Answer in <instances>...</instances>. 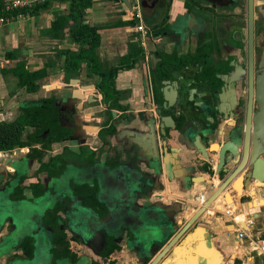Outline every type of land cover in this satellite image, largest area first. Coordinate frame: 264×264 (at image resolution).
<instances>
[{
	"label": "flooded vegetation",
	"instance_id": "flooded-vegetation-1",
	"mask_svg": "<svg viewBox=\"0 0 264 264\" xmlns=\"http://www.w3.org/2000/svg\"><path fill=\"white\" fill-rule=\"evenodd\" d=\"M175 2H181L180 13L171 15ZM147 6H141L144 42L128 15L134 32L128 62L116 67L100 62L103 73H112L111 79L99 76L94 82H65L62 89L52 88V95L49 92L32 105L44 112L40 126L23 132L27 146L0 152V167L11 186L2 187L16 215L5 221L1 264H152L176 236L157 264L170 256L181 264V203L168 212L174 224L160 219L167 214L148 208L156 215L154 227L163 231V239L159 247L154 243L139 253L134 218L110 203L121 197L112 195L109 186L114 176L109 174L126 154L123 149L136 144L128 134L136 129L147 135L150 155L171 164L177 185L181 172L189 171L179 153L181 145L189 144L181 129L193 123L199 127V121L203 129L221 134L224 140L230 132L241 134L243 140L247 132L253 133L258 109L255 77L264 51V0H153ZM168 19H174L176 33L170 32ZM154 34L160 36L154 39ZM119 67L137 70L140 82L118 89L114 75ZM87 75L94 77L88 71ZM74 93L84 95L81 109ZM160 115L173 125L179 140H174V156L165 153L164 143L170 139L162 138L153 122ZM198 141L206 146L202 136ZM212 145L217 143L206 147ZM131 160L127 156L125 164L136 170ZM159 173L154 188L147 192L141 188L136 197L163 203L172 195L162 170ZM137 175L139 180L142 174ZM141 254L153 255L143 259Z\"/></svg>",
	"mask_w": 264,
	"mask_h": 264
},
{
	"label": "crops",
	"instance_id": "crops-1",
	"mask_svg": "<svg viewBox=\"0 0 264 264\" xmlns=\"http://www.w3.org/2000/svg\"><path fill=\"white\" fill-rule=\"evenodd\" d=\"M46 4L45 8L39 9L38 12L32 14L26 12L22 18L13 20L0 28V122L16 120L23 115V108L32 107L42 98L48 97L52 88L62 89L65 82L97 81V77L91 78L87 75L85 63L80 64L77 73L63 69L66 53L79 50V46L66 34L70 25L67 17L70 3L47 0ZM180 5L181 2H175L170 14L180 13L178 12ZM123 14L120 0H92V6L86 11L84 17L83 24L96 28L100 36V43L96 49L98 61L109 66L116 67L127 59L131 54V45L134 43L132 23ZM61 17L65 18L66 22L63 29L58 30L55 24ZM53 27H56V30H53ZM19 65L28 72L42 74V77L36 81L38 88L35 92L29 93L24 88L18 87L14 70ZM114 77L117 88L121 90L130 87L132 82L141 80L140 73L128 67H119ZM13 80L16 87L10 89L9 82ZM127 100L132 101L131 98ZM75 104L81 109L84 103L75 102ZM88 111L91 114V108L86 107L85 112ZM214 148L217 149V147ZM181 163L185 164L189 170L194 163L196 165V161L192 164L185 158L181 159ZM0 168V186H3L8 180L4 176V167ZM187 173L188 171L181 172L182 178L179 185L176 180L169 183L172 195L166 196L167 199L162 201L165 205L170 204L172 208L178 209L179 202L183 207V199L192 198L198 192H206L209 197L210 192L208 193L206 189L208 185L195 184L190 187L184 185ZM194 174L195 178L200 177L197 180L207 179V176L196 168ZM235 182L236 180L232 182V185ZM214 184L217 186V179L214 180ZM190 202L192 203L191 199ZM191 207L197 208L192 204L181 211V221L188 220L193 215L195 210ZM200 222L209 229L210 237L215 241L213 244L228 257L233 256L229 264L264 263L262 257L249 247L251 240L258 241L264 238V184H247V188L240 197H236L233 191L226 190L204 214ZM239 232H244L246 237L237 238ZM2 234L5 233L2 232ZM3 259L4 257L0 259V264L4 262ZM126 261L125 259L124 262Z\"/></svg>",
	"mask_w": 264,
	"mask_h": 264
},
{
	"label": "water",
	"instance_id": "water-1",
	"mask_svg": "<svg viewBox=\"0 0 264 264\" xmlns=\"http://www.w3.org/2000/svg\"><path fill=\"white\" fill-rule=\"evenodd\" d=\"M120 1L124 13L123 15L128 18L131 11L132 0ZM167 25L171 33L175 32L174 29L176 26L174 24V19H168ZM154 35L156 36L154 39H157L160 36L158 34ZM259 67V71L256 73L255 77L257 84L256 102L258 104V109L254 117L253 133L247 132V134L244 135L243 140L241 134L236 135L233 132H230L225 134L224 140L221 134H216L208 129H203L199 121L197 122L199 127L193 123L188 126L187 129H181L184 140L189 143L188 145L180 146L179 153L181 154V158L187 159L192 164L196 161V165L194 163V166L186 174L184 185H187L188 187L195 184L208 185L207 192H210L209 197L206 195L199 207H191L192 210H195L193 215L190 216L188 220L184 219L181 221V264H229L230 261H232L233 256L231 255L228 257L213 244L215 241L210 237L209 229L203 226L200 220L226 190L233 191L236 197H240L247 188V184L256 182L264 184V51L259 62ZM75 81L77 82V80H72L71 83ZM82 89L86 90L85 87H82ZM72 97L77 102L84 101L83 94L74 93ZM142 121L143 119H139V122ZM153 122L156 124L157 129H159L161 137L170 139L169 142L164 143L163 147L165 148V153L174 156L177 149L173 144L179 142V140H176L175 132H173V125H167L165 123V118L162 115L153 118ZM139 131L140 130L136 129L135 134L133 135L128 133L129 136L135 138L136 144H134L132 149H123L126 154L124 155V153H122L121 157H118L119 160L117 166L113 169L114 171L112 174H109V176H114V184L110 185L109 189L112 191V195L121 197L117 200L112 199L110 203L118 208L120 207L124 216L127 215L130 219L131 217L134 218L135 222L133 223L137 225L136 231H138V234H136L135 237L137 240L136 246L139 253H145L146 249L148 250L151 248H148V245L153 247V244L156 243L157 247H159L162 244L161 240L163 239V231H157L154 227V224L157 221L156 215L152 213L153 210L149 211L148 208L151 207L154 209L155 207L156 210L167 214L162 218L160 217V219H168L167 221L170 224H174L175 221L171 216H168V212L172 213V207L170 204L165 205L160 202L157 203L154 199L151 200V198L136 197V194L140 192L141 188H143L145 192H147L148 189H153L155 182L154 176L158 174L160 175L159 172H161V170L167 182L171 183L174 181V171L172 170L170 163L166 164V162L163 159H160L159 156L153 157L150 155L151 149L147 146V135L143 136ZM200 136L206 140V146L213 143H217V146L212 145L207 148L202 143L200 144L198 141ZM241 139L243 140V143ZM214 147H217V149ZM173 149H175V151ZM126 155L132 157L130 163L134 165L133 168L136 170H131L132 168L126 166ZM146 155H148V161L144 162L143 157ZM195 168L198 171L200 170L206 173V176L209 179L202 178V180H197L198 178H195L194 174ZM139 172L142 176L138 180V178L135 177L138 176L137 173ZM215 179L218 180L217 186L214 184ZM234 180H236V182L240 180V183H238L237 186L232 185ZM4 185L6 187L10 186L9 183ZM194 196L195 194L193 197ZM193 197L183 199L184 206L181 207V211L192 205L190 199L192 201ZM135 198L138 199L136 200ZM147 202L150 203V205L142 204ZM13 206L15 205L8 201L5 191L2 189V186H0V259L5 256L4 252L6 251L3 242V240H5V234H2V232L5 233V221L9 217H16L12 209H10ZM141 209H145V211L142 212ZM110 211L111 210L109 209V215ZM169 228L170 227L168 226V229ZM149 236L150 238L148 239ZM177 239L178 236H176L169 245L163 248L154 258L152 264L159 263V260L169 248H171ZM176 248L178 247L175 246L171 250L170 255L175 253ZM157 249L158 248H156V250ZM154 253L155 251L153 254ZM152 255L143 256V254H141L138 256L144 259L145 256L151 258ZM160 264L177 263L174 262L170 256Z\"/></svg>",
	"mask_w": 264,
	"mask_h": 264
},
{
	"label": "trees",
	"instance_id": "trees-1",
	"mask_svg": "<svg viewBox=\"0 0 264 264\" xmlns=\"http://www.w3.org/2000/svg\"><path fill=\"white\" fill-rule=\"evenodd\" d=\"M61 1H68L70 3L67 15L70 20V25L66 34L73 43L79 46L78 52L66 53V61L64 62L63 69L77 73L80 64L85 63L89 75L111 79L112 73L102 72L101 63L96 56V49L100 43V36L97 34L96 28L83 24L86 11L92 6V0ZM46 5L45 3L35 6L29 13H36L39 9L45 8ZM65 22L66 19L61 17L57 24H55L57 29H63ZM53 28V30H56V27ZM130 58L131 55L127 57V59ZM124 61L128 62L126 59ZM124 61L122 62L124 63ZM14 73L18 79V87L24 88L29 93L37 90L36 81L42 77L40 72H28L22 65H19L14 70ZM43 112L38 107H25L23 108V115L16 120L12 122H0V152H9L15 148L27 146L28 143L22 141V134L26 127L40 126L38 122ZM48 118L44 120L48 122ZM31 137V141L34 142L36 138H34V135Z\"/></svg>",
	"mask_w": 264,
	"mask_h": 264
},
{
	"label": "built area",
	"instance_id": "built-area-1",
	"mask_svg": "<svg viewBox=\"0 0 264 264\" xmlns=\"http://www.w3.org/2000/svg\"><path fill=\"white\" fill-rule=\"evenodd\" d=\"M47 0H0V28L9 24L13 20L20 19L26 12L31 11L35 6L43 5ZM131 17L136 21V31L141 35V40L145 41L144 21L141 14V0L131 1ZM206 196V192L198 193L192 199V204L199 207ZM246 237L244 232H239L237 238ZM249 247L256 252L264 261V238L258 241L251 240ZM264 264V263H263Z\"/></svg>",
	"mask_w": 264,
	"mask_h": 264
},
{
	"label": "rangeland",
	"instance_id": "rangeland-1",
	"mask_svg": "<svg viewBox=\"0 0 264 264\" xmlns=\"http://www.w3.org/2000/svg\"><path fill=\"white\" fill-rule=\"evenodd\" d=\"M153 4V0H141V6H142V9H145V8H147L148 6H147V4ZM9 87H10V89H14L15 87H16V84H15V81L13 80V81H11V82H9ZM259 186H262V185H259ZM227 198L229 197V196H226ZM226 199V198H225ZM226 202V201H225ZM231 202V201H230ZM261 203H263V202H261ZM229 204V203H228ZM261 205V204H260ZM253 208V207H252ZM258 209H259V207H258Z\"/></svg>",
	"mask_w": 264,
	"mask_h": 264
},
{
	"label": "bare ground",
	"instance_id": "bare-ground-1",
	"mask_svg": "<svg viewBox=\"0 0 264 264\" xmlns=\"http://www.w3.org/2000/svg\"><path fill=\"white\" fill-rule=\"evenodd\" d=\"M216 149V148H215ZM238 183H240V180H238L237 182H236V184H234L235 186H237L238 185ZM256 183H259V184H261L260 182H256Z\"/></svg>",
	"mask_w": 264,
	"mask_h": 264
}]
</instances>
